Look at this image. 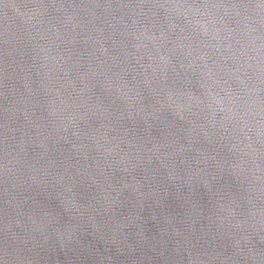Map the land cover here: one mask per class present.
I'll return each instance as SVG.
<instances>
[{"label":"water","instance_id":"95a60500","mask_svg":"<svg viewBox=\"0 0 264 264\" xmlns=\"http://www.w3.org/2000/svg\"><path fill=\"white\" fill-rule=\"evenodd\" d=\"M0 264H264V0H0Z\"/></svg>","mask_w":264,"mask_h":264}]
</instances>
